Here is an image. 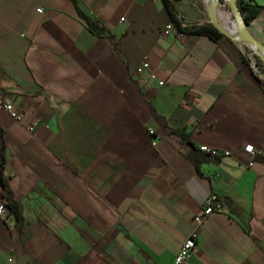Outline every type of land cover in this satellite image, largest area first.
<instances>
[{
    "label": "crops",
    "instance_id": "0c3cea01",
    "mask_svg": "<svg viewBox=\"0 0 264 264\" xmlns=\"http://www.w3.org/2000/svg\"><path fill=\"white\" fill-rule=\"evenodd\" d=\"M75 2L115 48L70 0H0V99L24 116L0 109V180L24 222L17 256L0 219V264H171L210 194L186 264H264V91L239 48L163 36L160 0ZM263 24L247 26L262 46ZM201 145L228 155L189 160Z\"/></svg>",
    "mask_w": 264,
    "mask_h": 264
},
{
    "label": "trees",
    "instance_id": "16d2710c",
    "mask_svg": "<svg viewBox=\"0 0 264 264\" xmlns=\"http://www.w3.org/2000/svg\"><path fill=\"white\" fill-rule=\"evenodd\" d=\"M73 4L75 13L77 18L83 23L87 31L96 37L97 39L105 41L111 48H115V40L113 35L98 21L89 17L85 14L76 4L75 0H70ZM178 0H160L161 4L165 8L168 17L169 23L172 26V33L174 36H204L209 40L216 42L220 38H226L231 44L234 46H239L238 42L231 37H228L221 31L218 27L221 26L219 23V18L217 15H214L213 23H185L180 16L177 8L176 2ZM224 3V0H221ZM235 6L240 14V17L247 27L249 23L261 15L264 10V7L257 4L254 0H235ZM233 18V16H232ZM233 32L237 33L236 24L234 18L231 22ZM225 30V29H224ZM226 31V30H225ZM229 35L230 33L226 31ZM233 37V36H232ZM240 55L241 62L248 68V71L251 77L261 86L264 91L263 79H264V60L255 55L247 46L240 45ZM250 47V46H249ZM264 58V57H263ZM253 59V60H252ZM254 61V63H252ZM254 66L259 68L262 73L261 78H259L255 71ZM176 136H178L182 140H186L185 134L176 130L172 132ZM1 136V131H0ZM197 171V168H195ZM0 202L4 207L5 219L11 222V226L9 227L10 235L13 239V252L17 256L24 255L23 243H22V227H23V218L19 211L18 203L13 200L11 193L7 187V184L3 178L0 180ZM23 264H35L29 258L24 260Z\"/></svg>",
    "mask_w": 264,
    "mask_h": 264
},
{
    "label": "built area",
    "instance_id": "2783aa9c",
    "mask_svg": "<svg viewBox=\"0 0 264 264\" xmlns=\"http://www.w3.org/2000/svg\"><path fill=\"white\" fill-rule=\"evenodd\" d=\"M35 11L37 13H41L42 9L40 7H37V8H35ZM171 30H172V26L168 22L163 27L161 33L163 36H167ZM252 63H254V62L252 61ZM146 70H148V64L146 62L139 64L135 68V72L137 74H141L142 72H144ZM254 71H255L256 75L259 78H261L262 73L259 70V68H254ZM148 78L150 80H154L155 76H154V74L149 73ZM157 85L161 86L162 82H160V81L157 82ZM263 85H264V79H263ZM0 109H2L4 112H6L16 122H22V120L24 119L23 114L20 112H16L14 110L13 104L9 101H3L0 99ZM242 150L244 153H246L248 155H251V156L254 155V151L250 145H245L242 148ZM197 151L200 152L201 154H204L207 156H215L217 154H220L223 156L228 155V152H218L215 149H212V148H209L206 146H202V145L197 146ZM218 208H219V205H217V199H216L215 195L210 194L206 198L203 208L197 214H195L194 216L191 217V229L188 232V234L185 236V238L182 239L178 243L177 249L173 255L171 264H186L190 255H192L195 252L196 240L198 238L202 224L207 219V217L210 216V214H212V212ZM0 219L7 226H9V227L11 226V222H9L8 220L5 219L4 207L2 206L1 202H0Z\"/></svg>",
    "mask_w": 264,
    "mask_h": 264
},
{
    "label": "rangeland",
    "instance_id": "374dc122",
    "mask_svg": "<svg viewBox=\"0 0 264 264\" xmlns=\"http://www.w3.org/2000/svg\"><path fill=\"white\" fill-rule=\"evenodd\" d=\"M254 1L257 4L263 5V0ZM230 2L231 0H224V3H222L221 0H181L179 5L182 7V14L186 22L197 24L206 23L209 22L210 19L213 21L214 15H217L219 21L221 20L228 29L234 33L231 25L233 18ZM235 35H237V33ZM255 35L264 43V24L261 27V31L258 30L257 33L255 32Z\"/></svg>",
    "mask_w": 264,
    "mask_h": 264
},
{
    "label": "water",
    "instance_id": "95a60500",
    "mask_svg": "<svg viewBox=\"0 0 264 264\" xmlns=\"http://www.w3.org/2000/svg\"><path fill=\"white\" fill-rule=\"evenodd\" d=\"M235 0H231L230 2V9L232 12V16L234 18L235 24H236V28H237V37H232L231 35H229L221 26L218 25L219 29L221 31L224 32V34L228 37L233 38L234 40H236L240 45H244L247 46L255 55H257L259 58H261L262 60H264V58L261 56V54L264 55V46H262L261 44H259L257 41H255L247 32V27L244 25L240 14L235 6ZM211 23H213V21L210 19ZM244 43V44H243ZM248 45H250L251 47H249ZM237 46L240 50V47ZM253 60V59H252ZM254 68H256L254 66ZM189 160L194 161V159H201L203 158V156L200 154V152H192L189 155ZM255 161L257 162H263V159L261 157H258L257 155L253 158ZM221 203L224 206H228L229 205V201L225 198H223L221 200Z\"/></svg>",
    "mask_w": 264,
    "mask_h": 264
},
{
    "label": "bare ground",
    "instance_id": "6f19581e",
    "mask_svg": "<svg viewBox=\"0 0 264 264\" xmlns=\"http://www.w3.org/2000/svg\"><path fill=\"white\" fill-rule=\"evenodd\" d=\"M219 23H220V25H221V27L223 28V29H225L226 31H228L229 33H230V35L231 36H233V37H237V35H235L234 33H232L229 29H228V27L220 20L219 21Z\"/></svg>",
    "mask_w": 264,
    "mask_h": 264
}]
</instances>
